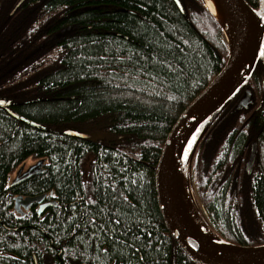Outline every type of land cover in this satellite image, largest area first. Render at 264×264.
I'll return each instance as SVG.
<instances>
[{"label":"trees","instance_id":"16d2710c","mask_svg":"<svg viewBox=\"0 0 264 264\" xmlns=\"http://www.w3.org/2000/svg\"><path fill=\"white\" fill-rule=\"evenodd\" d=\"M19 1L0 0V99L44 129L0 106V264H194L162 216L156 171L178 118L229 59L221 24L204 0H181L183 11L174 0H24L15 9ZM247 87L253 104L236 109L241 88L198 138L188 181L217 236L260 246L261 61ZM68 126L91 137L65 135ZM42 159L41 173L9 186L20 166ZM18 193L57 204L20 217Z\"/></svg>","mask_w":264,"mask_h":264},{"label":"water","instance_id":"95a60500","mask_svg":"<svg viewBox=\"0 0 264 264\" xmlns=\"http://www.w3.org/2000/svg\"><path fill=\"white\" fill-rule=\"evenodd\" d=\"M23 1L20 0L15 9ZM224 1L237 19V30L233 43L226 34L231 48L229 61L211 84L186 108L170 131L156 171L157 197L170 233L194 264H264V245L242 246L229 243L213 232L218 240H207L189 226L191 211L186 200L184 177L187 185L188 160L192 151L187 153L190 135L201 120L211 112L219 111L241 87H246L259 61L264 64V58L260 54L261 50H264V0H259V8L252 7L246 0ZM177 5L183 11L181 2ZM65 32L62 31L57 36ZM0 100L4 101L0 106L5 107L17 119L33 127L44 129L39 123L15 113L9 107V101ZM252 104V92L247 88L236 109L246 110ZM63 133L78 138L91 137L90 134L77 129H65ZM256 155L257 144L254 142L246 166L248 173H251L253 169ZM43 166L44 160H40L26 170L21 167L10 187L41 173L44 170ZM185 167L186 176H184ZM44 198V196H18L15 199V208L18 211H21L22 206L28 209L35 203H41ZM53 205L56 203L49 202L41 205L39 213Z\"/></svg>","mask_w":264,"mask_h":264},{"label":"bare ground","instance_id":"6f19581e","mask_svg":"<svg viewBox=\"0 0 264 264\" xmlns=\"http://www.w3.org/2000/svg\"><path fill=\"white\" fill-rule=\"evenodd\" d=\"M204 2L206 7L211 11V13L218 19V21H220L226 31V34L230 38V41L233 43L237 30V19L234 12L229 8V6L224 0H204ZM214 113L215 112H211L196 125L188 140L189 142L187 145V153L192 150L195 141L199 138V136L204 131L205 127L209 124V122L214 118ZM184 176H186V167L184 169ZM187 186L188 185H186V180L184 177V189L186 200L188 201L191 211V216L189 218L190 228H192L200 236L207 240H218L194 211Z\"/></svg>","mask_w":264,"mask_h":264},{"label":"flooded vegetation","instance_id":"af4514ba","mask_svg":"<svg viewBox=\"0 0 264 264\" xmlns=\"http://www.w3.org/2000/svg\"><path fill=\"white\" fill-rule=\"evenodd\" d=\"M9 184H10V182H11V179H9ZM24 196V197H27V196H30V195H24V194H22V193H18V194H16L15 196H14V211H15V213L18 215V216H20V217H24L28 212H30V211H32V210H35L38 214H39V209H40V205H38V204H34V205H32L30 208H28V209H25V208H23L22 207V210H23V213H19L18 212V210H16V208H15V198L17 197V196ZM45 201H47V199L45 200ZM44 201V202H45ZM7 207V206H6ZM34 208V209H33ZM46 211V210H45ZM44 211V212H45ZM39 215H41V214H39Z\"/></svg>","mask_w":264,"mask_h":264},{"label":"snow or ice","instance_id":"6c2138e0","mask_svg":"<svg viewBox=\"0 0 264 264\" xmlns=\"http://www.w3.org/2000/svg\"><path fill=\"white\" fill-rule=\"evenodd\" d=\"M181 2V0H176V3L179 4ZM261 57L264 58V50H261ZM4 101L0 100V104H3ZM95 219V218H93ZM117 224H119V221H117ZM132 240L134 243H139V240L133 235L132 236ZM125 246H127V244H125ZM139 251V249H132L133 254H135V252ZM141 260H143V257H140Z\"/></svg>","mask_w":264,"mask_h":264},{"label":"rangeland","instance_id":"374dc122","mask_svg":"<svg viewBox=\"0 0 264 264\" xmlns=\"http://www.w3.org/2000/svg\"><path fill=\"white\" fill-rule=\"evenodd\" d=\"M68 128H73V129H76V127L75 126H70V127H68ZM33 163V160H31V161H27L26 162V164H24L23 165V167H24V169L26 170V166L25 165H31ZM13 178V175L11 176V179ZM194 208V207H193ZM194 211H195V209H194ZM196 212V211H195ZM196 214H197V212H196ZM198 215V214H197ZM199 217V216H198ZM200 218V217H199Z\"/></svg>","mask_w":264,"mask_h":264}]
</instances>
